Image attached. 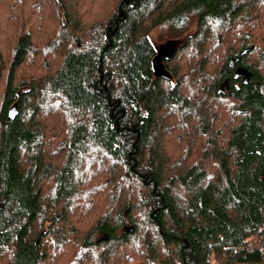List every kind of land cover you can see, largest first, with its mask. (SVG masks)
Instances as JSON below:
<instances>
[{
    "label": "trees",
    "instance_id": "obj_1",
    "mask_svg": "<svg viewBox=\"0 0 264 264\" xmlns=\"http://www.w3.org/2000/svg\"><path fill=\"white\" fill-rule=\"evenodd\" d=\"M0 264H264V0H0Z\"/></svg>",
    "mask_w": 264,
    "mask_h": 264
},
{
    "label": "rangeland",
    "instance_id": "obj_2",
    "mask_svg": "<svg viewBox=\"0 0 264 264\" xmlns=\"http://www.w3.org/2000/svg\"><path fill=\"white\" fill-rule=\"evenodd\" d=\"M196 28V22L193 19L189 27L184 31H177L168 27H157L151 31L150 37L156 46H162L171 40L184 41Z\"/></svg>",
    "mask_w": 264,
    "mask_h": 264
},
{
    "label": "water",
    "instance_id": "obj_3",
    "mask_svg": "<svg viewBox=\"0 0 264 264\" xmlns=\"http://www.w3.org/2000/svg\"><path fill=\"white\" fill-rule=\"evenodd\" d=\"M180 43H181V41H179V40H171V41L167 42L166 44H164L163 47H167V48L171 49V52L168 54V55H170L177 50L178 45ZM157 51H158V54H157L156 59L158 57H160V55H161V48L159 49L157 47ZM246 51H247V49L242 51L240 53V56L245 55ZM234 71H235V77L241 78L243 83L248 82L251 78V72L248 71L247 69H243L242 67H237L234 69ZM155 73H156V75H158V74L168 75V72H166L164 68H162L161 70L160 69L156 70ZM17 114H18V107H17V105H13V107L9 111V118L12 120L16 117Z\"/></svg>",
    "mask_w": 264,
    "mask_h": 264
},
{
    "label": "flooded vegetation",
    "instance_id": "obj_4",
    "mask_svg": "<svg viewBox=\"0 0 264 264\" xmlns=\"http://www.w3.org/2000/svg\"><path fill=\"white\" fill-rule=\"evenodd\" d=\"M164 45H162V46H156V47H158L159 49L161 48V55H160V57H158L157 58V60H158V64H160L159 65V67H157V70L158 69H162L163 68V64H162V58L163 57H165V56H167L170 52H171V49H169V48H167V47H163ZM226 84V83H225Z\"/></svg>",
    "mask_w": 264,
    "mask_h": 264
}]
</instances>
